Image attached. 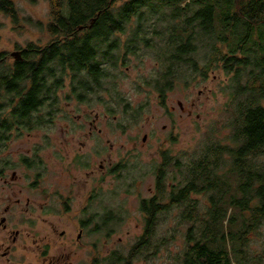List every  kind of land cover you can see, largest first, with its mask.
Instances as JSON below:
<instances>
[{
	"label": "trees",
	"instance_id": "trees-1",
	"mask_svg": "<svg viewBox=\"0 0 264 264\" xmlns=\"http://www.w3.org/2000/svg\"><path fill=\"white\" fill-rule=\"evenodd\" d=\"M49 4L51 20L45 26L23 18L50 35L45 45L28 43L12 62L0 51V154L10 139L53 121L65 80L78 101L102 102V90L114 97V90L104 85L113 71L129 56L141 59L146 48L158 53L156 77L147 82L161 99L177 79L187 85L222 69L228 78L222 128L207 132L201 150L186 161L162 153L156 192L142 202L141 237L126 254L115 251L103 262L132 264L153 243H165L156 239L158 222L175 207L181 209V222L189 224L179 264H264L263 255L248 256L245 249L249 235L264 223V0ZM0 12L20 24L11 0H0ZM131 113L134 118L137 112ZM9 164L0 157V176ZM176 173L180 179L168 185L167 177L175 181ZM192 195L207 198L203 214L199 198ZM164 199L168 203L159 204ZM106 213L103 228L109 223Z\"/></svg>",
	"mask_w": 264,
	"mask_h": 264
},
{
	"label": "rangeland",
	"instance_id": "rangeland-1",
	"mask_svg": "<svg viewBox=\"0 0 264 264\" xmlns=\"http://www.w3.org/2000/svg\"><path fill=\"white\" fill-rule=\"evenodd\" d=\"M11 1L19 11L20 24L13 23L10 17L0 12V51L9 54L10 62L13 61L11 54L21 51L28 43L45 45L51 39L42 26L38 28L27 22L29 18L44 26L50 22L49 0ZM26 17L28 19L24 20ZM120 38L124 39L125 35ZM157 54L146 48L141 59L129 56L126 62H122L124 64L118 65L112 79L104 84L114 90V97L111 98L109 91L102 90L101 103L92 100L90 104L74 99L69 79L65 80L59 90V104L63 109L54 115V122L9 142L2 156L6 154L7 159L16 161L18 155L29 159L40 155L41 162L33 168L19 165L15 168L18 177L14 180H11L12 169L7 176L8 182L0 178V264H45V256L41 255L43 248L51 249L49 255L59 254L63 249L71 250L74 264H96V260L104 264L102 259L112 251L126 254L137 242L144 221L140 200L154 193V172L162 162V153L167 152L170 157L183 162L201 150L207 132L222 128L228 100L225 88L228 78L222 69L187 85L177 79L161 99L158 91L147 82L152 76L156 77L153 69L158 65ZM67 95L70 99H65ZM119 96L128 107L118 99ZM135 111L136 116L132 118L131 112ZM96 115L102 130L98 135L102 138L99 157L93 154L97 145L87 133L88 126L85 130L81 126L85 121H93ZM226 132L221 130L223 134ZM144 136L145 141L142 140ZM61 144L70 154L82 146L83 152L92 154L90 161L97 167L103 164L104 169L117 166L120 170L119 178L104 174L101 199L97 208L91 210L94 213L102 205V215L108 207L119 218L106 223V228L104 225H86L80 240H77L78 224L66 218L61 200L54 196L57 190L66 193L67 184L72 180L71 172L64 170L55 153ZM74 171L73 175L79 172L78 169V172ZM176 174L175 181L172 175L167 177L168 185L178 182L181 175ZM192 196L199 198L198 211L203 214L207 198L205 195ZM82 201L84 198L79 195L72 203L74 208L70 215L77 220L84 217L79 206ZM163 201L168 203L165 199ZM179 213L181 209L173 207L160 216L156 239H165V243L159 247L153 243L148 247L149 255H139L132 264H179L180 257L176 258L184 249L189 226L181 222ZM85 214L90 213L86 210ZM98 223L104 224L103 221ZM16 231L19 235L12 242ZM62 231L65 236H61ZM249 238L245 247L248 256H264V223ZM11 245L10 254L3 256Z\"/></svg>",
	"mask_w": 264,
	"mask_h": 264
},
{
	"label": "flooded vegetation",
	"instance_id": "flooded-vegetation-1",
	"mask_svg": "<svg viewBox=\"0 0 264 264\" xmlns=\"http://www.w3.org/2000/svg\"><path fill=\"white\" fill-rule=\"evenodd\" d=\"M135 58L140 59L138 57H135ZM73 98L75 99L74 96H73ZM92 100H94L95 102L98 101L101 103L100 100L93 98L89 101L90 104H91ZM85 102H87V101H85ZM87 107L93 108L91 105H88ZM62 109H63L62 106L59 104L57 110H59V112H60ZM90 110L93 111L92 109H90ZM97 119H98V115L95 116V119L93 121H85L81 126H82L83 130H85V126H88V132L87 133L92 135V138L94 139V141L96 142V145H97L93 151V154L97 155L99 157L102 154V144H101L102 138L98 137V135L101 134L102 130L100 128V124H99ZM53 122L54 121L50 122V124ZM145 139H146V136H144L142 140L145 141ZM11 140L12 139H10L5 144L2 153L6 150V147H8L9 142ZM62 145H63V147H62ZM82 145H83V143H82ZM65 147L66 146L64 144H61V148L56 147L57 151H55V153L57 155V158L60 159L62 166H64L63 167L64 170L68 173L71 172L70 177H72V180H71L70 184H67L68 190L66 193H62L61 191L57 190L58 193H56V195H54V196H58L59 199L61 200V208L63 210V213L66 214V218L68 220H72V222L74 224H78L79 230H78L77 240H80L82 237L83 231L85 230L86 225H91V224H97V226L102 225L101 223H98V222L103 221L104 215H102V210L104 207L102 205H100V209H97L94 213H92L91 210H92V208H97V202L101 199L104 174L109 173L110 175H114L117 178H119L120 170L117 168V166L116 167L110 166V167H108V169H104L103 164H99V167H97L95 162L91 163V161H90L92 154L89 155L86 152H83V150H81L82 146L79 147L78 149L77 148L74 149V151L77 150L74 152V154H70L68 150L65 151L66 150ZM2 153H1V156H2ZM8 156H10V155H8ZM2 157L7 158V155L3 154ZM37 157H33V158L29 159V158H26L25 156H22V155L19 156L18 155L16 161H13L12 158H8L10 160V164L7 165L4 170H2V172H1L2 175L0 176V178H2L3 181L8 182L7 176L9 175V171L12 169L11 180L16 179L18 177V173H17L15 168H17L19 165H22V164H25L30 168L38 166V164L41 162V157H40V155H38ZM66 158L68 160H66ZM161 164H163V157H162V162H160V164L157 166L156 171L154 172V182H155L154 187L155 188H154L153 195L156 192L157 176H158L157 173L159 171L158 167H160ZM77 169L79 170V172L77 171ZM74 170H76L78 172V174L73 175V173L75 172ZM34 184L35 183H33L31 185L34 186ZM79 195H82L84 198V201H82V203L80 202V205H79L81 207L80 209H82V214L84 212V217L78 218V220H77L76 217H73L70 215V212L74 208L72 203L74 202L75 197H77ZM152 196H150V197H152ZM150 197H147V198H150ZM147 198H142L140 200V206H139L141 214L143 215V220H144L143 221V231H144V223H145L146 214L143 212L141 206H142L143 200H145ZM165 203L166 202L163 200L159 201V204H165ZM82 205H84V206L82 207ZM8 209H9V207H7L6 210H8ZM86 210H88L90 214L86 215L85 214ZM105 210H106L105 212H107L106 214L109 215L108 222L116 221L119 218L110 209H108V207H105ZM73 220H75V221H73ZM0 225H2V223ZM3 227L6 228V224L3 223ZM143 231H142V233H143ZM142 233H141V235H142ZM18 235H19V231H16L14 233V237L12 239V242L16 241ZM141 235L138 237V239L141 237ZM61 236H65V231H62ZM11 250H12V245L8 246L2 255L3 256L9 255ZM50 251H51V249H49V248H43L41 250V253H42L41 255L45 256L44 257L45 258L44 259L45 264H74L73 260H72V256H73L74 252H72L71 250L68 251L66 249H63L60 251L61 253L55 254V255H49ZM113 252H115V251H112L111 253H113ZM111 253L109 255H111ZM47 256H48V258H46ZM95 263L96 264H102L101 262H98L97 260L95 261Z\"/></svg>",
	"mask_w": 264,
	"mask_h": 264
},
{
	"label": "water",
	"instance_id": "water-1",
	"mask_svg": "<svg viewBox=\"0 0 264 264\" xmlns=\"http://www.w3.org/2000/svg\"><path fill=\"white\" fill-rule=\"evenodd\" d=\"M11 55H12L15 59H19V58H20V51L13 52Z\"/></svg>",
	"mask_w": 264,
	"mask_h": 264
}]
</instances>
